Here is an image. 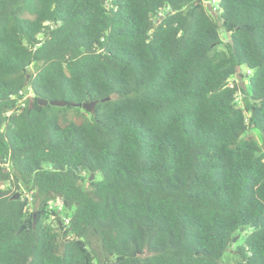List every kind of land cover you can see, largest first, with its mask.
<instances>
[{
    "label": "trees",
    "instance_id": "trees-1",
    "mask_svg": "<svg viewBox=\"0 0 264 264\" xmlns=\"http://www.w3.org/2000/svg\"><path fill=\"white\" fill-rule=\"evenodd\" d=\"M0 264H264V0H0Z\"/></svg>",
    "mask_w": 264,
    "mask_h": 264
},
{
    "label": "water",
    "instance_id": "water-1",
    "mask_svg": "<svg viewBox=\"0 0 264 264\" xmlns=\"http://www.w3.org/2000/svg\"><path fill=\"white\" fill-rule=\"evenodd\" d=\"M102 4H105V0H102ZM207 7L209 9V11L213 14V15H216V10H215V7H214V4L212 1H209L207 3ZM227 36H228V40L230 41V43L232 45H234V41L232 39V36H231V33L228 32L227 33ZM237 78L239 79V81L241 82V85L247 89L246 87V84H245V80H244V74L243 72L239 69L238 73H237ZM111 97H107V98H104L102 101H107V100H110ZM99 102V100H92V101H89V102H71V104L73 106H79V107H83L86 111L88 112H91V113H94L96 111V105L97 103ZM39 103L43 106H46L48 104H51V105H55V106H65L67 104H69V101L67 100H63V99H55V100H48V99H44V98H39ZM94 178V175L91 176V179ZM13 199H18L20 198V192H18L16 195L12 196ZM32 226V222H29L28 224H23L22 227L20 228V232H22L23 230H25L27 227H31ZM244 230V228L242 229V231Z\"/></svg>",
    "mask_w": 264,
    "mask_h": 264
},
{
    "label": "built area",
    "instance_id": "built-area-1",
    "mask_svg": "<svg viewBox=\"0 0 264 264\" xmlns=\"http://www.w3.org/2000/svg\"><path fill=\"white\" fill-rule=\"evenodd\" d=\"M248 73H250V70H248ZM19 96H21V102H23L27 99L30 98L32 96V92L31 91H27L26 88H24L23 90L20 91ZM54 206L58 207V211H60L61 213L63 212V204L61 202V200H57V202L54 203ZM63 218L65 219V222L68 224L69 223V219L65 216H63Z\"/></svg>",
    "mask_w": 264,
    "mask_h": 264
},
{
    "label": "rangeland",
    "instance_id": "rangeland-1",
    "mask_svg": "<svg viewBox=\"0 0 264 264\" xmlns=\"http://www.w3.org/2000/svg\"><path fill=\"white\" fill-rule=\"evenodd\" d=\"M209 1H207V3H208ZM213 3H215V1H212ZM217 6H218V4H217ZM218 9V7H216V10ZM217 13V12H216ZM223 37H225V34H224V31H223ZM225 40L226 39H228V38H224ZM241 71L243 72V69H241ZM255 138H258V139H260V134H259V132L257 131V130H254L252 133H251ZM242 232H245V230H243ZM239 238H241V236H239L238 237V239ZM235 246L233 245V246H231L230 247V249L228 250V252H227V259H230V260H232L234 257H235V254H236V252H235Z\"/></svg>",
    "mask_w": 264,
    "mask_h": 264
}]
</instances>
